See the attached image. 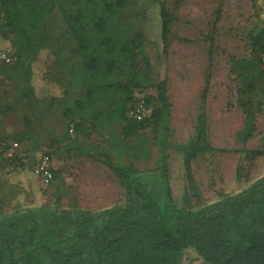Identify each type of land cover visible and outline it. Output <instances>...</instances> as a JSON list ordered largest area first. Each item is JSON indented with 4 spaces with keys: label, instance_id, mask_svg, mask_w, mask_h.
<instances>
[{
    "label": "trees",
    "instance_id": "obj_1",
    "mask_svg": "<svg viewBox=\"0 0 264 264\" xmlns=\"http://www.w3.org/2000/svg\"><path fill=\"white\" fill-rule=\"evenodd\" d=\"M153 1L164 40L169 12L165 0ZM125 7L126 0H0V53L13 58L2 63L15 94L6 110L22 111L16 142H27L32 149L77 145L79 136L86 140L91 130H99L111 131L109 146L120 149L122 143L114 142V123L122 124L124 140L138 134L146 118H130L127 110L138 101L134 89L150 85V70L142 74L137 64L140 55L145 58L144 42L132 35L128 20L115 16ZM251 44L254 59L234 62L242 82L246 120L239 136L244 143L256 129L254 107L263 96L264 89L253 80L264 79V70H255L262 65L264 28L251 37ZM40 57L44 68L36 66ZM38 82L45 89L53 83L60 93L39 95ZM156 88L157 97L145 96L144 103L159 101L150 118H163L166 80ZM160 123L163 128L164 120ZM71 132L75 137L70 139ZM204 132L203 112L194 138L178 146L191 186L192 162L213 150L204 138L200 141ZM159 147V165L152 172L106 162L125 192L122 203L102 210L64 208L59 197L49 204H25L21 184L0 182V264H193L185 261L188 250L204 264H264V176L209 204L178 205L169 191L164 135ZM26 163L15 152L0 153V166L17 170ZM242 171L240 160L238 179ZM6 206L13 210L3 212Z\"/></svg>",
    "mask_w": 264,
    "mask_h": 264
},
{
    "label": "rangeland",
    "instance_id": "obj_2",
    "mask_svg": "<svg viewBox=\"0 0 264 264\" xmlns=\"http://www.w3.org/2000/svg\"><path fill=\"white\" fill-rule=\"evenodd\" d=\"M153 2L126 0L127 7L115 16L128 20L132 35H138L145 44V58L140 55L137 64L142 74L150 70L151 82L134 89L136 100L144 102L145 96L157 97V84L160 80L167 82L164 117L157 114L150 118L161 104L159 101L149 104L145 114L136 119L141 122L146 118L143 127L135 137L125 140L122 124L114 123V142L122 143L120 149L109 146L111 131L101 134L99 130H91L86 140L79 136L77 145L84 149H78L72 142L58 147L41 144L34 149L27 142H18L15 153L27 165L12 170L13 167L2 164L0 182L21 184L20 198L25 204H49L59 197L64 208L75 206L97 211L118 205L124 200V183L106 162H122L137 172H152L159 165V141L163 135L169 191L178 205L197 208L209 204L221 194L237 192L264 176V79L253 80L263 96L254 107L256 129L244 143L239 136L246 120L241 105L242 82L234 65L237 61L254 59L251 37L264 28L262 10L256 0H165L170 21L164 40L155 9L151 7ZM141 7L148 11L137 14ZM44 61L40 57L36 66L44 68ZM260 69L264 67L259 63L255 70ZM120 80L125 81V77ZM38 83L39 95L60 93L53 83H48L46 89ZM14 96V84L7 79L5 64L0 60V138L11 141H16L14 136L23 127L22 111L6 110L14 104ZM203 112L205 132L200 141L204 138L213 150L200 154L192 162L195 185L191 186L178 146L189 144L194 138L198 116ZM74 137L71 132L70 139ZM49 150L54 155L56 177L46 186L32 173V166ZM240 160L243 171L238 179ZM12 210L13 206H6L3 212ZM185 261L204 264L192 250L187 251Z\"/></svg>",
    "mask_w": 264,
    "mask_h": 264
},
{
    "label": "built area",
    "instance_id": "obj_3",
    "mask_svg": "<svg viewBox=\"0 0 264 264\" xmlns=\"http://www.w3.org/2000/svg\"><path fill=\"white\" fill-rule=\"evenodd\" d=\"M256 3L262 10L264 18V0H256ZM0 60L5 63H11L13 58L5 52L0 53ZM262 65L264 66V53L261 58ZM143 101H136L128 105V116L134 119H140L145 114L146 108ZM19 147V143L8 139L0 140V153L5 151L7 156H11ZM54 155L50 151H45L39 160L32 166V172L37 176L44 185H49L54 180L53 170Z\"/></svg>",
    "mask_w": 264,
    "mask_h": 264
}]
</instances>
